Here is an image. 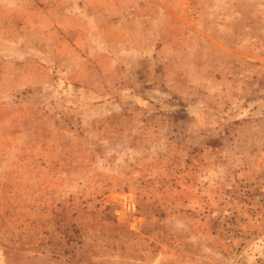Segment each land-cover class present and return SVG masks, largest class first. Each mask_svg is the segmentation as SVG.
<instances>
[{
  "label": "rangeland",
  "instance_id": "obj_1",
  "mask_svg": "<svg viewBox=\"0 0 264 264\" xmlns=\"http://www.w3.org/2000/svg\"><path fill=\"white\" fill-rule=\"evenodd\" d=\"M0 264H264V0H0Z\"/></svg>",
  "mask_w": 264,
  "mask_h": 264
}]
</instances>
